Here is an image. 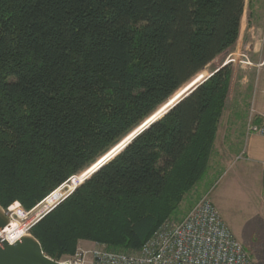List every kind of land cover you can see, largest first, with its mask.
Instances as JSON below:
<instances>
[{
  "label": "trees",
  "instance_id": "trees-1",
  "mask_svg": "<svg viewBox=\"0 0 264 264\" xmlns=\"http://www.w3.org/2000/svg\"><path fill=\"white\" fill-rule=\"evenodd\" d=\"M243 11L244 0H0V205L29 210L84 170L234 45ZM211 72L30 228L44 254L78 239L139 247L176 217L226 105L230 63Z\"/></svg>",
  "mask_w": 264,
  "mask_h": 264
},
{
  "label": "rangeland",
  "instance_id": "rangeland-1",
  "mask_svg": "<svg viewBox=\"0 0 264 264\" xmlns=\"http://www.w3.org/2000/svg\"><path fill=\"white\" fill-rule=\"evenodd\" d=\"M263 34L264 0H244L240 33L236 43L219 54L205 69L196 74L104 154L84 170L65 181L66 185H69L70 189H74L102 162L109 159L123 147L134 134L163 114L170 105L174 104L196 84L204 80L211 73L212 68H220L222 65L230 63L232 77L217 135L216 152L211 155L209 167L203 178L181 202L176 217L167 219H181L201 197L207 194L232 232L249 251L252 258L256 257L255 264H264V173L252 165L239 162L238 157L229 155L227 150L225 151L226 155L220 157L221 150L228 149L232 154L237 145L242 143L243 135L241 130L245 128L251 107L253 106L258 110L262 108L264 64L259 67L255 65L264 62V50L261 41ZM242 53L247 55V60L252 65L242 61L245 60L241 56ZM221 173H223L222 176L218 178ZM13 203L21 205L18 201ZM15 207L16 204L12 206V208ZM2 208L5 211L6 208ZM14 220L17 222L16 219ZM247 236H250L253 242L252 245L248 242ZM46 256L51 258L59 257Z\"/></svg>",
  "mask_w": 264,
  "mask_h": 264
},
{
  "label": "built area",
  "instance_id": "built-area-1",
  "mask_svg": "<svg viewBox=\"0 0 264 264\" xmlns=\"http://www.w3.org/2000/svg\"><path fill=\"white\" fill-rule=\"evenodd\" d=\"M261 41L264 50V34ZM241 56L244 63L252 65L246 54ZM262 64L264 62L254 65ZM251 133L264 137V97L262 108L252 106L246 119L245 134ZM72 190L64 182L29 210L17 203H13L15 208L9 205L5 209L8 223L16 219L22 226V234H28L30 228ZM7 226L0 230V240L12 244L20 236L7 240ZM49 258L62 264H255L207 194L181 219H165L139 247L114 249L103 242L78 240L72 253Z\"/></svg>",
  "mask_w": 264,
  "mask_h": 264
},
{
  "label": "water",
  "instance_id": "water-1",
  "mask_svg": "<svg viewBox=\"0 0 264 264\" xmlns=\"http://www.w3.org/2000/svg\"><path fill=\"white\" fill-rule=\"evenodd\" d=\"M211 74L212 72L208 76H210ZM198 84H196L192 89H190L185 95L191 92ZM172 105H170L169 108ZM8 222L9 219L5 215V211L0 205V230L6 224H8ZM0 264H62V263H58L50 259L48 256H46L42 251L39 241L32 234L28 233L27 235H23L20 238H18L12 244L8 243L5 240H0Z\"/></svg>",
  "mask_w": 264,
  "mask_h": 264
},
{
  "label": "crops",
  "instance_id": "crops-1",
  "mask_svg": "<svg viewBox=\"0 0 264 264\" xmlns=\"http://www.w3.org/2000/svg\"><path fill=\"white\" fill-rule=\"evenodd\" d=\"M220 123H221V119H220ZM220 123H219V126H220ZM219 126H218V130H217L216 137L214 140V149H213L212 154H214L216 152L215 148H216L217 135L219 132ZM241 134L243 135L242 136L243 141L241 144L237 145V147L233 151V153L231 154L230 150H228V149H225L223 151L221 150V153H220L221 156L220 157H222V155L225 156L226 155L225 151L227 150L229 155H235L236 158L238 157L237 159L239 162L241 161L244 164L252 165V166L260 169L261 172L264 173V137H262L258 134H255V133H251V134L246 135L245 134V128H243L241 130ZM222 174L223 173L219 174L218 178L221 177ZM247 240L251 245L253 244V242L250 239V236H247ZM255 258H254V261H256Z\"/></svg>",
  "mask_w": 264,
  "mask_h": 264
},
{
  "label": "bare ground",
  "instance_id": "bare-ground-1",
  "mask_svg": "<svg viewBox=\"0 0 264 264\" xmlns=\"http://www.w3.org/2000/svg\"><path fill=\"white\" fill-rule=\"evenodd\" d=\"M8 226L6 227L5 230V236L7 238V240L9 241H13L14 239H17V237H21L23 235H27L26 234H22V226L20 224H18L16 221L11 220V223L7 224Z\"/></svg>",
  "mask_w": 264,
  "mask_h": 264
}]
</instances>
